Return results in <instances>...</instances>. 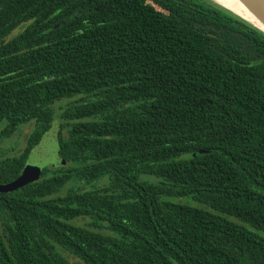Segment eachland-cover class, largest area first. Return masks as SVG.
Wrapping results in <instances>:
<instances>
[{
  "label": "trees",
  "instance_id": "16d2710c",
  "mask_svg": "<svg viewBox=\"0 0 264 264\" xmlns=\"http://www.w3.org/2000/svg\"><path fill=\"white\" fill-rule=\"evenodd\" d=\"M55 121L69 165L0 190V264H264L262 31L210 0H0V144L35 122L0 187Z\"/></svg>",
  "mask_w": 264,
  "mask_h": 264
},
{
  "label": "rangeland",
  "instance_id": "374dc122",
  "mask_svg": "<svg viewBox=\"0 0 264 264\" xmlns=\"http://www.w3.org/2000/svg\"><path fill=\"white\" fill-rule=\"evenodd\" d=\"M211 2L219 5L221 4L218 2V0H210ZM220 6V5H219ZM60 106V105H57ZM34 124L35 122L28 123L24 126L21 127L20 131L17 132L12 138L6 139L0 144V151L1 152H6V155L8 156H15L17 154H20L25 145L28 136L34 129ZM6 126L5 122H0V131ZM45 139V138H44ZM42 143V142H41ZM40 143V144H41ZM39 144V145H40ZM38 145V146H39ZM38 146L32 151L29 161L27 163V166L22 173L21 177L14 182L13 184L0 187V189H5V190H12V189H19L22 186L36 182L40 179V173L43 168H63L67 167L69 163L65 160H63L59 155H54L50 157L49 159H44L42 155H40L41 151H37ZM43 144H41L40 147H42ZM2 154V153H0ZM105 179L100 180L99 182H95L92 185H89L87 188H95L99 185H105L107 181H104ZM74 185V183H70L67 185L64 190L62 191L61 195H64L67 191V189ZM81 185V184H80ZM8 188V189H7ZM174 202L177 203H182V204H187L190 206H198L196 203H194L191 199L188 198H183V199H173ZM77 224H84L83 220H78L76 221Z\"/></svg>",
  "mask_w": 264,
  "mask_h": 264
},
{
  "label": "water",
  "instance_id": "95a60500",
  "mask_svg": "<svg viewBox=\"0 0 264 264\" xmlns=\"http://www.w3.org/2000/svg\"><path fill=\"white\" fill-rule=\"evenodd\" d=\"M245 7H247L253 14L256 16L263 24H264V0H239ZM224 9L232 12L233 14L239 16L258 30L264 33V28L258 26L256 23L250 21L249 19L245 18L244 16L238 14L236 11L229 9L221 4H219ZM59 123L55 121L52 128L46 133V135L42 139L43 146L41 144L38 146L37 151H41L40 155L43 156L44 159H49L54 155H59ZM45 138V139H44ZM44 169V168H43ZM42 169V170H43ZM8 189V188H7ZM1 191H7L5 189H0ZM13 190V189H12Z\"/></svg>",
  "mask_w": 264,
  "mask_h": 264
},
{
  "label": "bare ground",
  "instance_id": "6f19581e",
  "mask_svg": "<svg viewBox=\"0 0 264 264\" xmlns=\"http://www.w3.org/2000/svg\"><path fill=\"white\" fill-rule=\"evenodd\" d=\"M218 2H220L221 5L236 11L238 14L256 23L258 26L264 28V24L239 0H218Z\"/></svg>",
  "mask_w": 264,
  "mask_h": 264
}]
</instances>
